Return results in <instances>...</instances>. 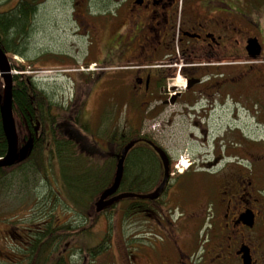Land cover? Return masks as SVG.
I'll return each instance as SVG.
<instances>
[{"label": "flooded vegetation", "instance_id": "obj_1", "mask_svg": "<svg viewBox=\"0 0 264 264\" xmlns=\"http://www.w3.org/2000/svg\"><path fill=\"white\" fill-rule=\"evenodd\" d=\"M251 2H68L70 23L65 31L104 50L101 59L107 65L104 77L110 81L109 100L122 104L130 139H141L139 143L154 152L159 165L154 190L164 175L155 146L164 151L169 163L165 189L151 201L158 240L150 264H264V136L249 134L237 123V115L248 112L261 116L259 125L264 127V41L252 15L247 14ZM260 3L254 0L253 5ZM252 38L261 45V55L253 61L248 53ZM180 79L185 84L176 82ZM117 110L118 106L113 129L122 131ZM103 111L105 127L110 112L105 115L107 106ZM218 111H222L218 120L229 119L218 124L222 136L213 138L210 121ZM44 114L43 122L39 119L35 125V137H44L47 156L56 145L54 131L60 135L70 131L62 122L50 124V116ZM153 120L152 137L146 126ZM106 133L104 144L98 146L95 137L93 143L116 160L128 141L114 142L112 130ZM29 136L18 134L20 149L29 143L25 142ZM72 136L77 146L90 145L89 137L79 138L74 131ZM146 140L153 141L154 148ZM54 154L52 159L58 160ZM183 161L188 167H180ZM51 221L55 227L62 225ZM17 233L26 238L22 252L32 248V234ZM73 249L67 243L60 255L68 256Z\"/></svg>", "mask_w": 264, "mask_h": 264}, {"label": "rangeland", "instance_id": "obj_2", "mask_svg": "<svg viewBox=\"0 0 264 264\" xmlns=\"http://www.w3.org/2000/svg\"><path fill=\"white\" fill-rule=\"evenodd\" d=\"M95 1L100 3L102 0ZM251 1L253 2L250 3L251 8L247 10V14L252 15L264 41V0H261V5H253L254 0ZM68 2L69 0H47L46 3L38 6L27 35L20 40V49L24 55L8 53L14 72L16 75L20 73L32 77L40 88L47 92L52 104V115L56 116L58 123L74 114L73 110L81 105L80 117L83 123L77 126L81 128L84 123L88 125L89 130L84 131V136L89 137V141H93L95 137L98 141L97 145L100 146L108 139L107 130H112L111 136H113L115 132L113 113L117 106V113L120 114L118 130H122L118 132L127 133L130 138L129 129L124 127L125 112L122 104H118L119 101L116 99L110 101L108 97L110 81L107 76L104 77L107 65L101 59L104 50L96 46L93 48L85 38L65 31L70 23L67 18L70 12ZM17 3L18 0H0V9H11ZM262 55L264 56V49ZM92 60H95L96 64H87ZM20 64H27L29 67L20 71L16 67ZM176 82L180 85L185 84L181 79ZM113 83L118 84L114 81ZM232 103L229 101L230 106ZM105 106H107L105 115L110 112V120L107 119L103 127ZM220 114L222 111L216 112L214 120L210 121L213 138L222 136V129L218 128V124L222 125L224 120L229 119L228 116L223 121L218 120ZM241 115H237V123L243 126L247 133L253 132L252 135L256 137L264 136V127L259 125L261 116L252 117L248 112H243ZM38 124L39 122H36V125ZM150 126L151 123L148 122L147 130L151 129ZM149 134L154 136V132ZM235 136L240 138L241 134L236 133ZM116 141L124 143L120 139ZM137 146L144 149L149 158L146 154V158L139 154L136 156L138 158L134 167L130 163L126 173L127 180L121 191L148 194L154 190L156 182L154 177L158 176L159 165L154 162V152L149 147L141 143ZM141 149H136V152H140ZM209 150L211 151L212 147ZM47 169V173L42 172L39 170V164L29 162L22 167L9 170L6 174H0V264H27L21 262L26 238L19 237L17 232L23 236L31 235L41 230L45 220L51 218L57 225L72 224L75 226L74 229H70L72 232H77L78 229L94 221L92 210L89 211L86 220L83 214L70 212V209L62 204L60 198L64 197L61 195L65 196L64 192L70 184L68 180L62 178L59 161L49 159ZM135 201L138 200H121L109 211L96 216L93 227L76 237L77 247H74L73 251L68 250V263H154V242L158 240L157 233L154 232V202L144 201L152 208V212L144 213L129 210L130 205ZM205 233V230L201 231L200 240ZM74 236L69 239V243L75 244ZM103 242H106V247L96 258L91 256V252L87 256L80 251L87 247H96Z\"/></svg>", "mask_w": 264, "mask_h": 264}, {"label": "trees", "instance_id": "obj_3", "mask_svg": "<svg viewBox=\"0 0 264 264\" xmlns=\"http://www.w3.org/2000/svg\"><path fill=\"white\" fill-rule=\"evenodd\" d=\"M42 1L43 0H18V3L13 8L0 9V46L7 54L24 55L20 49V40L27 35L31 20L36 15L37 8ZM16 67L20 71H24L29 66L27 64H20L16 65ZM2 92L3 87L0 79V107ZM78 108L73 110V113L75 112L74 114L69 115L62 121L64 125H67V129L70 133L60 135L56 129L53 136V141L56 145L51 149L52 151L49 150V152H47L50 155L46 156L45 144L43 143L44 137L39 139L35 137L36 122H39V119L43 122L42 119H45L44 113L47 112L50 116V124L58 125L60 123L57 122L56 116L50 115L52 113V104L49 101V96L47 92L42 90L38 83L35 82V79L22 74L15 75L13 86V112L17 130L21 138L30 135L25 139V142L31 140L32 147L30 154L24 161L19 162L13 167L0 168V174H6L9 170L22 167V165H26L29 162L39 164V170L47 173L49 159L54 158L55 152L59 157L58 160L61 166L62 178L68 180L70 184L67 185V191L64 192L65 196L61 195L64 198L62 199L60 196L57 197L61 199L63 205H66V207L70 209V212L73 211L79 215L83 214L87 220L90 214L89 211L91 210L93 216L96 217L100 215L95 213L92 201H95L99 194L113 182L117 161L115 159H109L103 150L97 147L93 141H89V139L88 143L90 145L88 148H81L75 144L76 139L72 136L73 131L80 138L84 137V131L89 130L86 123H84L81 128L77 126V124L82 122L80 117L81 105L80 107L78 106ZM74 128L80 131L75 132L76 129L74 130ZM119 136L122 137L119 138ZM128 138L129 137L126 135H119L118 131L113 132V136H111L113 141L120 139V141L125 142ZM22 143H24V141L21 142V144ZM6 151L7 138L4 134L0 111V157L4 156ZM135 152L136 149L129 152L127 155L125 174L121 188L127 180L126 173L130 163H132V167H134V163H136L135 160L138 158L136 156L140 154L143 158H149L148 153H146L144 149H141L140 152ZM64 183L66 184V182ZM55 205L57 204L55 203ZM146 205L144 201L138 200L130 205L129 210L149 213V211H152V208ZM110 209L111 208L106 211ZM95 217L90 225L83 226L80 230L78 229L77 232H72L70 230L75 227L72 224L64 223L58 228L55 227V224L51 221L53 218L50 220L47 219V223L42 231L38 230L32 233V248L22 252L24 253V258L21 262L27 264H69L67 261L68 256L65 254L60 255V250H64L67 243L71 244L69 243V239L74 236V234H76L73 239L75 244L71 245L77 247L76 237L93 227ZM86 223L87 222H85V224ZM59 245H61V249ZM105 247L106 242H103L96 247H87L85 250L80 249V251H83L87 256H89L88 254L91 252V256L96 258Z\"/></svg>", "mask_w": 264, "mask_h": 264}, {"label": "water", "instance_id": "obj_4", "mask_svg": "<svg viewBox=\"0 0 264 264\" xmlns=\"http://www.w3.org/2000/svg\"><path fill=\"white\" fill-rule=\"evenodd\" d=\"M248 53L252 59H257L261 54V45L257 38H252L249 41ZM0 78L3 86V92L1 96V118L4 134L7 138V151L6 154L0 157V168L11 167L17 162L25 160L31 151L30 142L27 143L21 149L19 148L18 133L16 128V122L13 112V86H14V72L12 64L9 60L7 53L0 46ZM140 140L135 139L128 142L121 151L118 157L116 170L113 178V182L110 186L105 188L100 194L99 198L95 201V211L100 213L109 208L113 204L123 199H149L154 200L159 197L162 191L165 189L166 183L170 176V168L167 157L162 149L155 146L158 152L161 154L164 165V177L160 185L148 194H137L134 192H122L117 193L123 181L125 172V161L129 151ZM154 148V142L146 140Z\"/></svg>", "mask_w": 264, "mask_h": 264}]
</instances>
